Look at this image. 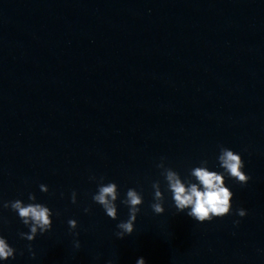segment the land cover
<instances>
[{"label": "water", "instance_id": "water-1", "mask_svg": "<svg viewBox=\"0 0 264 264\" xmlns=\"http://www.w3.org/2000/svg\"><path fill=\"white\" fill-rule=\"evenodd\" d=\"M221 145L252 177L227 181L233 214L199 223L170 199L154 214L160 157L186 175ZM91 175L143 191L131 236H115L127 207L114 221L92 201ZM29 193L60 215L32 259L0 209L7 264H264V0H0V200Z\"/></svg>", "mask_w": 264, "mask_h": 264}, {"label": "clouds", "instance_id": "clouds-1", "mask_svg": "<svg viewBox=\"0 0 264 264\" xmlns=\"http://www.w3.org/2000/svg\"><path fill=\"white\" fill-rule=\"evenodd\" d=\"M217 161V165H210L207 159H202L198 166L191 167L186 175H182L167 163V157H160L155 167L163 178V186L160 180L151 184L153 202L150 207L153 213L156 215L165 214L166 203L170 199L177 213H183L199 223L211 222L232 215L235 193L227 181L233 179L241 185H246L252 177L245 171L246 163L240 152L221 145ZM89 180L96 184V191L92 194L91 199L101 206L107 217L114 221L119 220V206L127 207V219L119 220L116 224L115 236L118 239L131 236L136 230L138 217L144 204L143 191L129 188L121 198L120 187L116 182H106L104 176L97 177L96 175H91ZM39 189L43 193L50 191L48 185L43 183L39 185ZM63 195L61 193V197ZM27 201L25 202L23 199L0 200V209H10L28 229L27 232L22 231L18 235L21 239L30 242L26 246L27 251L31 258L35 259L36 252L31 242L35 241L39 235L51 231L54 223L53 218L58 217L60 213L54 212L47 204L38 202L35 193H29ZM71 203H78V193L75 190L71 193ZM84 212L90 213L91 207H85ZM235 214L243 218L248 215V211L240 207L236 209ZM0 222H6L2 216H0ZM233 223L235 226H239L240 220H234ZM67 224L69 234L73 236V247L78 250L81 247L80 233L77 231L79 222L72 218L67 221ZM23 254L24 252L21 251L20 255ZM16 256L17 249L12 246L3 234V229L0 228V264L14 261ZM107 264H114V262L109 260ZM135 264H148V261L145 257L140 256L137 257Z\"/></svg>", "mask_w": 264, "mask_h": 264}]
</instances>
